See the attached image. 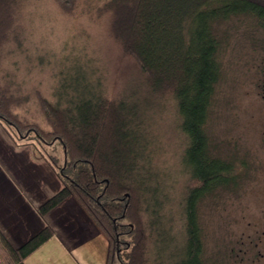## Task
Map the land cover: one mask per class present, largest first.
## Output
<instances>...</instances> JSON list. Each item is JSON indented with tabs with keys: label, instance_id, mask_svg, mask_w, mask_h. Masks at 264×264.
<instances>
[{
	"label": "trees",
	"instance_id": "trees-1",
	"mask_svg": "<svg viewBox=\"0 0 264 264\" xmlns=\"http://www.w3.org/2000/svg\"><path fill=\"white\" fill-rule=\"evenodd\" d=\"M28 1L0 0V125L18 143L34 144L63 183L38 214L73 199L107 240L105 264H206L198 204L236 176L232 164L212 155L205 130L222 74L219 25L250 19L264 31V0H106L95 15L108 18L109 37L140 69L146 99L127 92L111 97L102 80L78 67L56 87V101L34 93L46 130L20 118L16 112L30 98L20 95L15 77L1 75L5 48L23 46L20 18ZM54 1L74 15L78 0ZM163 100L177 107L187 141L181 242L167 181L154 161L157 133L140 117ZM59 141L64 164L39 146ZM53 237L47 226L17 248L0 231V244L11 264H26Z\"/></svg>",
	"mask_w": 264,
	"mask_h": 264
},
{
	"label": "rangeland",
	"instance_id": "rangeland-1",
	"mask_svg": "<svg viewBox=\"0 0 264 264\" xmlns=\"http://www.w3.org/2000/svg\"><path fill=\"white\" fill-rule=\"evenodd\" d=\"M105 1L78 0L74 15L63 13L54 0L28 1L20 18L23 46L5 48L1 73L15 77L20 95L30 98L16 112L21 119L48 129L34 93L56 101V87L78 67L90 79L102 80L111 97L127 92L146 99L140 69L109 37L108 18L95 15ZM219 32L222 74L205 130L212 155L232 164L236 176L230 186L198 204L204 260L206 264H264V31L253 20L241 18L220 24ZM81 81L86 82L82 77ZM168 102L162 101L163 108L141 109L140 117L157 133L154 161L165 175L171 199L168 210L174 214L181 242L185 239L183 199L189 187L183 159L187 141L180 131L177 107ZM39 146L47 157L65 163L60 142ZM0 258L3 264H11L1 244Z\"/></svg>",
	"mask_w": 264,
	"mask_h": 264
},
{
	"label": "crops",
	"instance_id": "crops-1",
	"mask_svg": "<svg viewBox=\"0 0 264 264\" xmlns=\"http://www.w3.org/2000/svg\"><path fill=\"white\" fill-rule=\"evenodd\" d=\"M62 187L34 144L18 143L0 126V231L17 248L47 226L54 231L26 264H105L107 240L73 199L45 217L38 214Z\"/></svg>",
	"mask_w": 264,
	"mask_h": 264
},
{
	"label": "flooded vegetation",
	"instance_id": "flooded-vegetation-1",
	"mask_svg": "<svg viewBox=\"0 0 264 264\" xmlns=\"http://www.w3.org/2000/svg\"><path fill=\"white\" fill-rule=\"evenodd\" d=\"M263 98H264V89H263Z\"/></svg>",
	"mask_w": 264,
	"mask_h": 264
},
{
	"label": "bare ground",
	"instance_id": "bare-ground-1",
	"mask_svg": "<svg viewBox=\"0 0 264 264\" xmlns=\"http://www.w3.org/2000/svg\"><path fill=\"white\" fill-rule=\"evenodd\" d=\"M60 142V141H59Z\"/></svg>",
	"mask_w": 264,
	"mask_h": 264
}]
</instances>
